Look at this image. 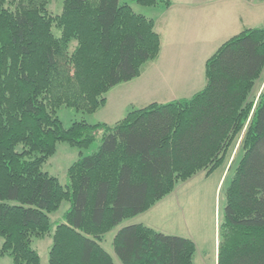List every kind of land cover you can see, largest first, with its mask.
Here are the masks:
<instances>
[{
	"label": "trees",
	"instance_id": "obj_1",
	"mask_svg": "<svg viewBox=\"0 0 264 264\" xmlns=\"http://www.w3.org/2000/svg\"><path fill=\"white\" fill-rule=\"evenodd\" d=\"M49 2L0 0V257L40 264L33 239L50 237L48 264H114L101 246L106 233L178 183L225 165L237 145L239 157L226 169L216 264H264V88L252 96L264 73V29L221 44L191 98L131 110L112 126L80 120L65 129L60 107L103 108L111 88L157 58L161 39L153 20L119 0H63L56 16ZM57 143L79 151L64 185L42 171ZM62 202L68 209L52 229L49 215ZM112 248L121 264H194L196 252L190 239L143 224L119 228Z\"/></svg>",
	"mask_w": 264,
	"mask_h": 264
},
{
	"label": "rangeland",
	"instance_id": "obj_2",
	"mask_svg": "<svg viewBox=\"0 0 264 264\" xmlns=\"http://www.w3.org/2000/svg\"><path fill=\"white\" fill-rule=\"evenodd\" d=\"M169 7H144L133 0H119L120 4H127L134 13L145 16L154 21L155 31L161 35L160 54L156 59L146 62L138 77L111 88L106 94V104L92 114H84L72 108L60 107L57 110L62 127L68 128L72 122L85 120L88 124L105 123L109 126L121 120L129 111L143 108L151 103L165 104L168 102L189 99L193 94L202 90L205 84L204 62L230 36L240 32L243 28L256 27L264 29V3L257 15L254 25H247L245 11L235 3L225 0L204 1L195 0H167ZM63 0H50L48 11L52 16L59 15ZM242 17L241 21L234 22V8ZM192 9L203 10L202 16L212 17L214 31L220 36L208 37L205 43L202 40L194 44L200 47L198 54L183 53L182 47L173 35L176 26L191 19ZM189 10V12H187ZM170 26H166L169 23ZM207 30V29H206ZM53 34L59 35L56 28ZM172 34V35H171ZM175 35V34H174ZM75 43L72 44V47ZM179 51V52H177ZM179 53L180 56H177ZM181 65V66H179ZM264 88V73L256 83L252 96H258ZM100 143V137L82 154L94 152ZM237 145L230 153L225 165L219 166L213 172L205 175L199 172L185 182L178 183L171 193L166 195L147 211L124 220L119 226L106 233L101 242L102 248L112 257L114 264H121L112 248V239L115 232L130 223H140L152 230L181 238L191 239L196 247L194 264H216L218 226L224 206V189L228 183L226 169L236 154ZM79 151L65 143H57L52 157L43 165L42 171L56 177L61 185L66 183V171L78 159ZM236 154V155H235ZM226 176V177H225ZM68 209V204L62 202L59 209L49 215L52 229L55 223H62V216ZM2 239L0 238V247ZM33 248L37 251L40 264H48V250L51 238L33 239ZM0 264H11L8 255L0 257Z\"/></svg>",
	"mask_w": 264,
	"mask_h": 264
},
{
	"label": "crops",
	"instance_id": "obj_3",
	"mask_svg": "<svg viewBox=\"0 0 264 264\" xmlns=\"http://www.w3.org/2000/svg\"><path fill=\"white\" fill-rule=\"evenodd\" d=\"M201 1L202 0H195V2H197V3H200ZM204 1H214V0H204ZM225 1H227L228 3H235L236 5L239 6V8L241 7L245 11L247 25H254L256 23L257 15H258L259 11L261 9H263V3H264V0H225ZM236 8L237 7H235L233 9L234 10V13H233L234 22L238 21V23H239L241 21V23H242V17L239 14H237V12L235 10ZM203 10L204 9H202V10L192 9L191 19H189L190 16L188 15L187 22L185 23V25L183 26V24L181 22L180 25L176 26L175 32L173 30V35L172 34L171 35L175 37V40L180 45H182V47L179 50L180 52L177 51L180 54H183L187 51H188L187 53H190V54H193V53L198 54L199 52H202L204 50V47H203V50L200 51V47L195 46L194 44L199 43L201 40H202V43H205L208 40L209 36L212 37L213 39L215 36H220V33L214 31L213 18L207 17V16H204V17L202 16ZM187 12H189V10H187ZM165 25L167 27L170 26V21H169V23H166ZM249 28H254V27L249 26L248 28H243L241 31H243L245 29H249ZM240 32H238V33H240ZM238 33H236L234 35H237ZM234 35L230 36L229 39L231 37H233ZM159 36L161 39L160 34H159ZM179 53H176V55L180 56ZM210 56H208L205 59V62ZM205 62H204V64H205ZM179 66H181V65H179ZM132 224H138V223H130V224H126V225H132Z\"/></svg>",
	"mask_w": 264,
	"mask_h": 264
}]
</instances>
